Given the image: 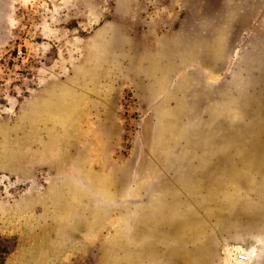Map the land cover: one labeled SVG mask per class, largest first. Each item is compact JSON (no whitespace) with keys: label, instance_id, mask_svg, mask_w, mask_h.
I'll return each mask as SVG.
<instances>
[{"label":"rangeland","instance_id":"1","mask_svg":"<svg viewBox=\"0 0 264 264\" xmlns=\"http://www.w3.org/2000/svg\"><path fill=\"white\" fill-rule=\"evenodd\" d=\"M0 264H264V0H0Z\"/></svg>","mask_w":264,"mask_h":264},{"label":"built area","instance_id":"2","mask_svg":"<svg viewBox=\"0 0 264 264\" xmlns=\"http://www.w3.org/2000/svg\"><path fill=\"white\" fill-rule=\"evenodd\" d=\"M22 55H23V51L21 49H18L15 53V57L18 58L22 57ZM235 259L241 263H246L248 260V256L243 253H239L235 255Z\"/></svg>","mask_w":264,"mask_h":264}]
</instances>
